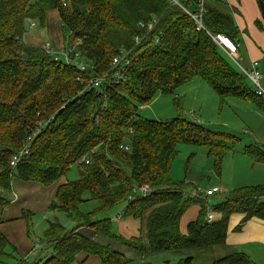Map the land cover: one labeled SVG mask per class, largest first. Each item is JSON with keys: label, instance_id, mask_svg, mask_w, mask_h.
<instances>
[{"label": "trees", "instance_id": "obj_1", "mask_svg": "<svg viewBox=\"0 0 264 264\" xmlns=\"http://www.w3.org/2000/svg\"><path fill=\"white\" fill-rule=\"evenodd\" d=\"M206 7V29L199 30L187 12L167 0H0V84L8 87H0V224L15 176L49 185L79 162V177L60 183L50 205L77 225L67 229L50 221L46 238L54 252L45 261L19 259L17 264H79V253L95 254L102 264H127L136 256L150 264L153 255L165 252H183L186 256L179 264H194L197 258L191 251L227 244L234 214L242 215L237 231L254 217L264 220V185L238 188L222 203L209 207L203 194L185 197V186L172 181L171 166L183 142L207 146L220 173L232 140L227 133L184 117L158 121L138 112L139 104L160 93L172 94L196 78L207 81L223 99L234 96L264 109V95L257 94L251 79L239 65L229 62L233 60L207 32L237 40L235 7L226 0H207ZM54 9L69 42L66 47L82 41L77 48L91 69L82 72L72 64L54 61L42 47L24 42L26 18L45 25L47 12ZM154 17L158 22L153 30L140 27L139 22ZM121 50L131 59L126 80L111 85L106 97L95 88L78 94L85 87L82 79L110 72ZM53 115V121L33 138L29 154L13 166L10 160L15 151L36 131L38 122ZM242 152L252 163H264V146L250 144ZM138 184L152 191L131 199ZM86 199L97 202L90 213L80 210ZM121 203H126L122 215L140 219L146 234L126 238L116 231L111 217L97 216ZM194 204L200 206L199 214L184 234L180 221ZM209 208L221 217L208 221ZM6 243L0 233V254ZM209 264L256 262L238 250L211 257Z\"/></svg>", "mask_w": 264, "mask_h": 264}, {"label": "rangeland", "instance_id": "obj_2", "mask_svg": "<svg viewBox=\"0 0 264 264\" xmlns=\"http://www.w3.org/2000/svg\"><path fill=\"white\" fill-rule=\"evenodd\" d=\"M250 2L254 3L258 7V10L261 9L257 0H244L246 4ZM58 14L57 12L49 13L46 18V24L42 25L41 22H37L34 31L30 30L31 28L27 26L28 22H26V34L23 37L24 42L41 48V44L49 41L50 35L56 31L60 30L62 37H64ZM64 44L66 48L69 42L65 41ZM58 56L63 57L60 53H58ZM237 57L240 59L238 52ZM229 62L236 66V68H239L234 60H229ZM240 63L244 65L242 61ZM244 66L246 67V65ZM248 68L251 69V67ZM262 75L263 73H261V84L264 87V76L262 77ZM249 83L252 87H256L252 80H249ZM0 87L6 86L0 84ZM138 112H140L143 118L158 121H170L176 117H184L213 131L225 132L231 137L229 139L232 140L228 142L229 147L225 152L226 155L222 161L220 173L215 169L213 157L207 153V146H203L195 141L183 142L177 146V157L171 166L172 181L185 186L184 191L190 195L196 192L197 189L206 191L211 186L220 187V193L205 197L207 198L206 201L209 207L222 203L232 191L238 188L251 185H264V163H252L246 154L242 152V149L250 144L264 146V109H260L252 101H243L234 96H227L223 99L214 92L208 83L201 81L198 85L185 84L179 86L172 94H157L151 101L139 104ZM66 174L62 179L66 178L70 181L77 179L79 177V162L74 163ZM125 207L126 203H121L111 211L105 212V214L98 213L97 216L100 218L109 216L115 224V221L118 220L119 215H122ZM95 208H97V202L92 199H86L80 205V210L83 213H90ZM51 212H49V218L51 220L57 219L67 229H73L78 223L62 210ZM237 214L233 215L230 219L228 236L234 232L232 229L234 227L237 228L236 226L240 221ZM46 216L47 213L35 212L31 217V233L36 234L39 238V246H36L39 252L42 251L40 247L47 242L45 230L48 225V219ZM122 217L125 218L124 215ZM215 218L217 220L218 216H215ZM142 235L140 234V236ZM98 237L100 241L106 243L107 239L100 235ZM237 238L238 236H230L227 240L228 243L224 244L223 247H213L209 250L204 249V252L200 253L191 251L192 254L196 255L195 258H197L194 264H209L211 257L220 258L224 254L241 249V246H237L236 241L232 242V240H236ZM114 244L113 246H115ZM6 251L8 253L0 254V264H14L17 260L22 259V256L16 255L15 252L13 253L12 249ZM170 253L152 256L149 260L150 264H179L181 257L184 258L186 256L183 252ZM6 254L13 256L15 259L13 260ZM127 255L132 258V254L129 253ZM48 256V254H44L43 256H39V259L45 261ZM255 258L257 264H264V253H260ZM35 259L36 257H31L28 258V261L32 263ZM144 263L140 259H132L127 264Z\"/></svg>", "mask_w": 264, "mask_h": 264}, {"label": "crops", "instance_id": "obj_3", "mask_svg": "<svg viewBox=\"0 0 264 264\" xmlns=\"http://www.w3.org/2000/svg\"><path fill=\"white\" fill-rule=\"evenodd\" d=\"M226 1L228 2L229 6H233L236 9V11H234V16L240 28V37L237 40H232L234 41L236 50L240 55L239 60L242 61L247 68H252V66H256L260 73H263V77L264 16L262 13V9L258 10V7L255 6L254 3L250 2L249 4H246L244 3V0ZM51 12H57V10L54 9V11H49L47 13L49 14ZM58 13L59 12H57V14ZM60 22L62 24L61 17ZM30 30L34 31V29ZM49 41L53 43L54 47L59 52H62V50H64L65 38L62 37V33L60 30L56 31L55 33H52L50 35ZM43 43L40 47H42ZM201 81L203 82L205 80H202L201 78H196L186 85H198ZM205 82L207 83V81ZM62 177H60V179L56 182L49 185H42L38 182L31 180L25 181L19 176H15L13 178V193L9 195V203L3 209L1 215L2 223L0 224V233L3 234L7 239V243L3 247L4 250L1 254L8 253L6 250L12 249V252H15L16 255L22 256V259H28L31 257L40 258L39 256H43L44 254L51 255L54 252V247H52V244L48 240L47 242H45V244H43V246L40 247L42 248V251L39 252L37 250L36 246H39V238L36 236V234L34 235L31 233V217L35 212H41L42 214L47 213L48 217L46 216V218L48 219V225L46 227V230L49 226L50 221L59 222L57 219L51 220L49 218V212L54 211L50 209V205L52 201L56 200V192L58 186L60 185V183L67 181L66 178L62 179ZM199 209L200 206L198 204H194L184 213L180 221V229L184 234L188 233L187 225L189 222L193 221V219L198 216ZM237 215H239L238 220L241 221L242 215L240 213H238ZM121 216L123 215H119L118 220L115 221V229L124 237L130 238L139 236L140 234H146V227L140 219L132 217L121 218ZM215 216H218L217 219L220 218V214L218 213H215ZM242 227L243 228L238 231L234 227L232 229L234 230V232L227 236L226 242L230 238V236H238V238L236 240H232V242L236 241L237 246H241V249L238 250L245 252L256 262L255 257L259 256L260 253H264V220L254 217L248 222H246ZM165 253L171 254L170 252ZM6 255L10 256L13 260L15 259L9 254ZM134 259L140 258L136 256L134 257ZM17 261L14 262V264H17ZM76 261L79 264H102L101 259L95 254L87 255L86 253H79L76 257Z\"/></svg>", "mask_w": 264, "mask_h": 264}, {"label": "built area", "instance_id": "obj_4", "mask_svg": "<svg viewBox=\"0 0 264 264\" xmlns=\"http://www.w3.org/2000/svg\"><path fill=\"white\" fill-rule=\"evenodd\" d=\"M169 3H174L178 5L180 8H182L185 12L189 14V16L196 22L197 28L199 30L206 29V26L203 22L204 14L207 11L206 2L207 0H167ZM66 5V4H65ZM28 26L31 29H34L35 26H37V21L31 17L27 18ZM158 18L154 17L151 20H143L139 22L140 27L146 28L148 31L153 30L157 26ZM211 37L214 39L215 43L224 51L231 59L234 60V62L239 65L242 72L246 77L251 79L255 85H256V91L259 95H264V87L261 84V73L257 69L256 66H252L251 69L245 68L240 63L239 58L237 57V50L235 43L232 39H230L228 36H225L224 34L217 33L216 35L211 34L209 31H207ZM161 35V33H160ZM157 38V42L159 40V36ZM137 42H141L140 37H136ZM82 41L77 40L75 45H70L69 47H66L62 52H59L53 45L52 42L46 41L42 45V48L45 50L46 54L51 57L54 61H62L66 65H74L77 67L78 70L85 72L87 69L92 68V64L89 63L86 59H84V56L78 51L77 46L81 44ZM58 53H60L63 57L58 56ZM131 62V59L129 57L128 52L125 50H121L118 52L111 63V71L106 72L100 75H93L90 78H88L86 81L82 79V84L85 86L83 89L79 91L78 94H85L87 90L90 89H97L98 91L104 92V96L106 97V90L111 86L115 85L121 82H124L126 80L127 76V67L129 63ZM55 115L45 118L43 121H40L37 123L35 127V132L29 134L27 139L23 142V145L20 149L15 151L11 158V164L15 166L17 162H19L24 156L28 155L31 151V142L35 135L41 131V129L44 126H47L51 121H53ZM122 148H126L124 145H121ZM90 160H86V163L88 164ZM150 186L146 185H138L136 189L134 190L135 195L132 196L131 199H134V197L139 196H148V194L151 193ZM221 192V188L218 186H213L210 188H207V190H197L195 193H192V195L185 193V197H192L195 195L203 194L204 197L214 195ZM208 221H214L215 220V213L212 208H209L208 211Z\"/></svg>", "mask_w": 264, "mask_h": 264}, {"label": "water", "instance_id": "obj_5", "mask_svg": "<svg viewBox=\"0 0 264 264\" xmlns=\"http://www.w3.org/2000/svg\"><path fill=\"white\" fill-rule=\"evenodd\" d=\"M259 5L261 6V9H262V13H263V16H264V4H263V1L262 0H259ZM29 57L26 55L25 56V59H28Z\"/></svg>", "mask_w": 264, "mask_h": 264}]
</instances>
